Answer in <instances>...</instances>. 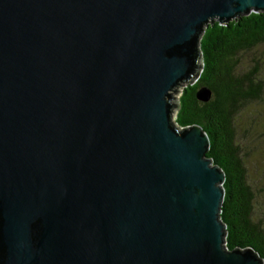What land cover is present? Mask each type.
<instances>
[{"label":"water","instance_id":"obj_1","mask_svg":"<svg viewBox=\"0 0 264 264\" xmlns=\"http://www.w3.org/2000/svg\"><path fill=\"white\" fill-rule=\"evenodd\" d=\"M251 12L264 0H0V264H264L226 248L224 172L174 121L208 23Z\"/></svg>","mask_w":264,"mask_h":264},{"label":"trees","instance_id":"obj_2","mask_svg":"<svg viewBox=\"0 0 264 264\" xmlns=\"http://www.w3.org/2000/svg\"><path fill=\"white\" fill-rule=\"evenodd\" d=\"M264 43V12H251L227 24L209 22L199 41L202 65L198 79L180 88L174 121L181 127L197 124L206 132V156L224 172V197L219 217L226 225L225 246L253 247L264 259V227L253 217L255 191L247 181L234 115L244 103L259 99L262 80L258 65L237 71L238 55ZM211 89L209 101L196 99L200 86Z\"/></svg>","mask_w":264,"mask_h":264},{"label":"rangeland","instance_id":"obj_3","mask_svg":"<svg viewBox=\"0 0 264 264\" xmlns=\"http://www.w3.org/2000/svg\"><path fill=\"white\" fill-rule=\"evenodd\" d=\"M238 61L236 68L239 73L252 70L258 65L256 80L263 82L260 98L240 106L234 115V124L247 181L255 191L253 217L264 227V43L242 52L238 55Z\"/></svg>","mask_w":264,"mask_h":264}]
</instances>
